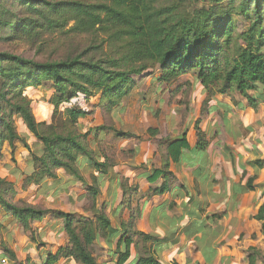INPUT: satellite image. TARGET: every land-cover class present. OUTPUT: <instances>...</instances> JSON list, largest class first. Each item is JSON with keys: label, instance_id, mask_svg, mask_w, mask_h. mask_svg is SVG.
Wrapping results in <instances>:
<instances>
[{"label": "trees", "instance_id": "1", "mask_svg": "<svg viewBox=\"0 0 264 264\" xmlns=\"http://www.w3.org/2000/svg\"><path fill=\"white\" fill-rule=\"evenodd\" d=\"M198 1L202 5L190 9L185 5L186 0H100L88 4L78 0H0V28L7 31L31 38L37 37L46 25L48 28L66 26L74 21L72 30L99 28L111 43L118 45L116 57L100 61L82 54L39 63L0 52V145L13 146L18 139L12 120L16 114L42 146L39 153L32 154L34 175L27 177L26 182L37 185L45 178L56 179V170L63 169L75 182L84 183L86 166L90 172L107 174L115 164L107 158L96 159L87 146L86 134L76 132L74 126L86 116V111L74 103L82 96L99 93L101 102L109 109L119 106L120 99L128 94L133 77L142 75L151 66H159L157 80L164 84L173 83L184 74L194 75L207 91L203 107L210 97L233 90L249 98L247 91L258 86L262 88L264 100V0ZM239 18L245 24L241 25ZM48 81L54 90L55 109L61 104L66 106L65 126H70V130H55L54 125L37 122L31 113L24 90ZM149 132L155 134L156 129ZM199 144L205 145L204 140H199ZM188 147L185 133L177 139L163 140L159 144L163 151L160 167L147 175V181L152 184L161 179L159 189H168L175 180L169 166ZM91 180L88 188L91 215L56 213L69 241L48 255L47 264L60 259L98 264L92 251L93 242L97 237L107 239L116 232L96 206L99 185L93 173ZM121 189L123 205L130 209V216L122 225L130 229H122L124 249L116 252V260L106 264H160L151 252V245L157 240L133 228L135 216L130 205L131 198L138 194L137 186L125 182ZM14 195L12 183L0 179V207L28 231L29 221L40 220L48 211L32 205L19 206L12 202ZM255 217L261 222L264 236V204ZM133 243H141L143 248L136 261L131 260ZM4 250L15 259L11 251ZM257 256V251L252 249L247 264H257Z\"/></svg>", "mask_w": 264, "mask_h": 264}, {"label": "crops", "instance_id": "2", "mask_svg": "<svg viewBox=\"0 0 264 264\" xmlns=\"http://www.w3.org/2000/svg\"><path fill=\"white\" fill-rule=\"evenodd\" d=\"M190 82L189 111L183 129L176 131L175 126L171 127V121L176 122L178 117L171 111L175 117L168 115V109H163L155 123L154 137L166 135L173 140L185 133L189 143L179 160L169 166L175 180L168 189H159L161 179L151 184L146 178L161 164L163 151L157 144L130 140L120 144L121 148L132 150L131 155L106 174L96 200L110 227L116 230L107 239L97 237L93 242L98 264L116 260V252L124 249L122 229H130L122 225L130 216V209L123 205L121 185L125 182L138 188L130 205L135 216L133 228L157 240L151 245V252L160 264H247L252 249L258 253L257 264H262L264 236L261 222L255 217L264 204L262 88L247 91L249 98L234 90L216 94L201 111L207 91L200 81ZM199 140H204L205 145H200ZM81 186L76 183L69 192H63L65 204L57 201L62 193L53 189L47 195L50 201H45V208L86 214L87 196ZM29 224L41 243L36 248L33 242H27L28 249L23 248V254L36 263L67 243L62 224L50 220L49 214ZM142 252L141 243L130 245L132 261ZM55 264L78 263L60 259Z\"/></svg>", "mask_w": 264, "mask_h": 264}, {"label": "rangeland", "instance_id": "3", "mask_svg": "<svg viewBox=\"0 0 264 264\" xmlns=\"http://www.w3.org/2000/svg\"><path fill=\"white\" fill-rule=\"evenodd\" d=\"M50 1L57 2L60 0ZM78 1L88 4L96 3L100 0ZM185 5L191 9L195 5H202V2L186 0ZM238 21L241 25L245 24L240 18ZM73 25L74 21L69 22L66 26L61 24L48 28L46 25L37 37L31 38H27L25 35H18L17 33L19 32H10L0 28V52L39 63L57 62L82 54L85 58L97 61L117 56L116 48L118 45L111 43L109 36L101 29L72 30L71 27ZM159 74V66L154 65L146 69L142 75L133 77V83L128 89V94L120 99L119 106L112 109H109L105 102H101L99 93L91 97L82 96L74 103V105L86 111V116L78 119L74 126L76 132L86 134L87 146L96 159L107 158L110 163L113 162L115 164L109 171L113 170L118 161L126 160L131 155L132 150L128 149V147H120V144L125 140L153 142L157 144L159 149V144L163 140L169 139L166 135L154 137V134L149 132V129H156L155 123L161 118L160 113L163 112V109L164 111L168 109V115H171L172 118L175 116L171 112H175L178 117L176 122L171 121L173 122L171 127L175 126L176 131L183 129L186 112L189 111L190 81L200 80L188 73L179 76L173 83L164 84L157 80ZM53 92L52 83L48 81L43 82L36 88L25 89L24 95L29 101L31 113L37 122L54 125L55 130H70V126H65L66 106L61 104L55 109L52 102ZM161 104H164V107H161ZM205 107L206 105L204 104L201 109L205 111ZM12 120L18 139L14 141L13 146H9L7 143L0 145V179L12 183L15 190L12 202L19 206L24 204L45 209L48 212L39 221L49 214L50 220L62 224L60 228L67 237V243L64 245L66 246L69 239L63 229V222L56 217V213L58 211L76 213L65 212L58 209V207L46 209L44 205L45 201H50L47 195L53 189L60 191L63 195L64 191L69 192L70 188L79 182H75L66 172L64 174L66 176L61 174L64 171L63 169L56 170V179L45 178L37 185L26 182L27 177L34 175L32 154L39 153L42 146L38 139L26 128L18 115L14 114ZM100 127H106V129L100 130ZM80 164H83L82 159ZM85 169L83 172L85 182L82 183L81 187L85 188V195L87 196L84 206L86 214L76 215L89 216L92 212L90 210V194L88 192L89 185L92 183L91 174L95 175V182L99 185V194L102 180L106 174L100 175L95 171L90 172L87 166ZM60 179L61 182L59 183ZM76 189L79 190L80 188ZM47 191L49 193L45 195L44 193ZM40 195L44 196L43 199L39 198ZM58 200L62 204L67 202L64 195L61 198H57ZM96 206L98 207L97 203ZM30 241L35 244L36 248H39L41 242L36 240L34 230L30 227L28 231H25L24 227L11 214L5 213L0 207V264H47V257L50 252L45 257H40L39 261H37L38 263L33 261L29 255L24 256L23 248L27 250L28 246L26 243ZM4 249L11 251L15 259L12 260ZM95 250L96 248L92 247L93 255Z\"/></svg>", "mask_w": 264, "mask_h": 264}]
</instances>
